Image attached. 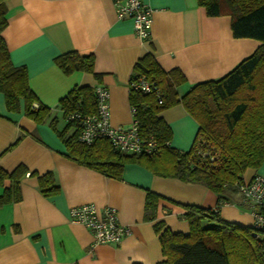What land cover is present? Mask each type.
I'll return each instance as SVG.
<instances>
[{"label": "crops", "instance_id": "obj_1", "mask_svg": "<svg viewBox=\"0 0 264 264\" xmlns=\"http://www.w3.org/2000/svg\"><path fill=\"white\" fill-rule=\"evenodd\" d=\"M142 1L152 9L147 39L136 36L131 18L116 16L113 0H6L2 36L10 59L26 67L30 88L51 110L44 122H37L24 113L22 99L18 111H9L0 92V167L11 171L21 164L27 169L20 181L21 200L0 206V264H167L154 223L188 233L184 205L218 206V195L205 185L156 175L142 164H125L121 178L80 165L66 156L57 134L67 124L58 102L75 86H106L111 124L129 127L128 80L146 54L164 71L184 77L177 87L183 95L199 82L222 77L260 44L234 37L228 15L208 16L196 0ZM69 51L92 53L100 80L84 71L64 73L54 58ZM158 115L171 129L170 147L189 150L199 125L182 104ZM53 118L56 130L49 124ZM74 130L71 126L67 136ZM46 172L53 173L59 187L50 196L38 187V176ZM256 172L264 175V161L257 169L248 168L243 179ZM8 185L0 186V195ZM147 191L160 196L152 221L144 218ZM224 199L219 217L251 227L253 216L240 206L239 194L228 191ZM83 204L98 211L115 208L130 235L117 245L93 243L92 232L69 217L72 207Z\"/></svg>", "mask_w": 264, "mask_h": 264}, {"label": "trees", "instance_id": "obj_2", "mask_svg": "<svg viewBox=\"0 0 264 264\" xmlns=\"http://www.w3.org/2000/svg\"><path fill=\"white\" fill-rule=\"evenodd\" d=\"M196 1L208 16L228 15L234 37L253 38L260 44L222 77L199 82L183 95L177 91L184 80L178 71H164L150 54L136 62L129 80L144 75L155 82L163 94V102L159 104L154 92L129 90L128 93L130 107L136 111L133 119L137 122L138 133L142 138L155 140L157 150L154 153L120 152L107 138H98L90 144L78 141L79 128L68 121L67 116L74 112L90 114L96 111L91 86H75L59 100L57 107L67 120L64 129L56 130L55 118L49 124L63 140L68 158L106 176L121 178L125 164L138 163L156 175L203 184L218 195L219 204L214 210L184 205L183 218L188 223V233L173 232L162 221L154 223L165 263L264 264V239L256 237L252 227L228 222L217 214L219 206L227 202L224 201L225 193L237 192L236 182L244 180V172L248 168H259L264 161V0ZM5 2L0 0V92L9 111H18L22 99L24 113L37 122H44L51 109L43 105L30 88L26 67L12 63L2 36L7 25ZM54 62L66 74L84 71L100 80V74L94 71L92 53L69 51L56 56ZM178 103L199 125L187 151L170 147L171 129L158 115ZM71 126H75V130L67 136ZM199 150L216 158L211 161L208 156L202 157ZM26 172L21 164L11 171L0 167V186L9 182L3 187L0 206L21 200L20 181ZM37 179L42 195L58 192L52 172ZM159 198L158 194L147 191L146 220H155Z\"/></svg>", "mask_w": 264, "mask_h": 264}, {"label": "built area", "instance_id": "obj_3", "mask_svg": "<svg viewBox=\"0 0 264 264\" xmlns=\"http://www.w3.org/2000/svg\"><path fill=\"white\" fill-rule=\"evenodd\" d=\"M113 3L116 16L131 18L136 36L147 39L150 35L152 9L142 0H113ZM93 90L96 111L90 114L74 112L67 116V120L74 122L79 128L78 141L90 144L98 138H107L116 150L129 154H151L157 150L153 138L145 139L139 135L137 122L134 119L129 127L112 125L107 87L98 84ZM128 90L154 92L158 103L163 102L162 91L155 82H150L144 75L130 79ZM130 110L133 118L136 113L135 108L130 107ZM198 154L202 157L208 156L211 161L216 158L203 150H199ZM236 186L240 196V206L248 208L253 216L251 227L254 235L264 239V175L256 172L250 179L236 182ZM69 217L71 221L83 224L92 232L95 244L117 245L131 233V228L120 222L118 212L113 207L107 206L98 211L91 204L78 205L70 209Z\"/></svg>", "mask_w": 264, "mask_h": 264}]
</instances>
